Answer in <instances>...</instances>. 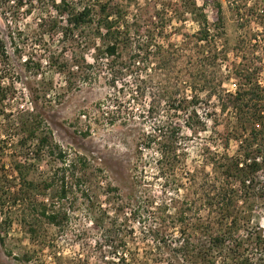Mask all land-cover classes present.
Listing matches in <instances>:
<instances>
[{
	"label": "rangeland",
	"instance_id": "1",
	"mask_svg": "<svg viewBox=\"0 0 264 264\" xmlns=\"http://www.w3.org/2000/svg\"><path fill=\"white\" fill-rule=\"evenodd\" d=\"M115 1L126 14L118 20L124 26L125 21L131 24L136 15L144 20L152 18L163 4V0ZM192 1L211 22L215 20L213 0ZM221 1L230 68L224 65L218 70L221 76L217 83L223 79L219 93L204 81L197 84L198 117L189 118L190 111L180 110L183 128L178 158L174 156L175 166L164 173L155 164V152L143 151V159L139 158L138 145L144 131L178 118L176 109L167 104L166 98L163 100L164 92L192 95L190 59L195 55L193 61L198 66L203 58L197 49L194 53L187 51L182 40L185 34L199 29L193 16L182 12L180 19L170 13L162 39L166 44L179 42L178 50L156 51L140 69L122 76L113 85L107 69L95 60L97 46L105 43L96 31L97 12L92 25L73 31L57 14L54 0H24L22 5L0 0V36L6 43L10 64L9 79L3 84L8 87L6 91L0 88L1 185L8 188L7 183L16 179L15 160L26 157L27 163L33 165L29 179L40 185L55 181L50 189L41 187L34 193L35 199L38 203L47 201L51 210L68 213L62 226L50 225L37 220L40 215L34 205L26 209L28 212L19 211L6 194L0 205V264H191L185 253L175 248L184 245L183 237L195 243L204 239L200 228L210 216L201 205L202 197L215 194L216 185L221 184L220 165L226 157L241 155L240 140L249 137L251 130L238 124L232 109L222 108V103H228V93L236 92L241 82V60L253 70L258 68L264 85V0ZM184 10L183 5L181 11ZM244 13V18H240ZM120 29L123 37L125 28ZM134 31L133 28L130 36L121 37L127 64L139 40ZM241 44L244 49L238 48ZM243 55H247V60ZM139 84L144 86L142 92L137 88ZM44 90L47 98L42 94ZM41 94L35 102L34 97ZM155 101L160 103L149 113V106ZM188 107L191 109L192 103ZM33 109L44 118L41 130L51 131L53 148L59 145L66 151L68 166L57 154L51 155L48 148L40 157L30 153L37 148L34 139L24 146L20 144L25 135L20 129L21 121ZM9 112L11 116H5ZM76 162L78 166L74 168ZM60 167L64 168L58 174ZM63 176L68 194L60 198ZM261 185V192H257L260 196L264 194V178ZM260 196L244 204L239 202L248 208L254 203L253 222L242 230L243 235L247 229L259 230L264 237V196ZM148 200L156 202L146 210ZM191 201L194 203L189 205ZM183 209L186 212L182 223L179 212ZM32 225L35 233L30 230ZM241 252L254 264H264L256 248ZM124 254L126 261H119ZM214 257L220 261L216 264H224L228 258L222 259L219 252Z\"/></svg>",
	"mask_w": 264,
	"mask_h": 264
},
{
	"label": "trees",
	"instance_id": "2",
	"mask_svg": "<svg viewBox=\"0 0 264 264\" xmlns=\"http://www.w3.org/2000/svg\"><path fill=\"white\" fill-rule=\"evenodd\" d=\"M10 1L14 3L17 2L19 5L24 4V0ZM213 2L216 10L215 20L213 22L210 21L201 7L197 6L192 0L186 2L185 0L184 2L183 0H163L162 8L156 9L151 16L152 18L144 20L141 15H136L131 24L125 21L124 26L123 24L121 25V22L118 20L123 19L126 14L123 11L122 5L115 0H54V8L57 14L60 18H65L67 25H70L73 31L85 25H92L95 21L96 12L98 13L99 19L96 31L100 33L101 37L105 38V43L103 47H100V45L97 46L99 51L96 53L95 60L96 63L101 64L107 69L113 85L116 84L122 76L128 75L130 72L134 71V69H140L141 64L145 65L144 62L146 63L150 60L149 58L154 57L158 51L160 52L163 49L167 52L178 50L176 48L180 46L178 45L179 42L166 44L162 39L166 28L165 26L170 20V13H174V17L178 16L182 19L180 13L189 12L197 21L199 29L194 33L185 34L186 37L182 40L183 46L187 47V51L191 50V52L194 53L197 49L202 55L201 58H203L198 61V66L197 62L193 61L195 55H192L190 59L192 63L191 66L198 70L193 72V68H191L192 73H188L191 79L190 88L192 89V95L188 96L185 95V93H178V91L175 93L172 91L164 92L163 100L166 98L167 104L176 109L175 111L178 118L155 125L152 131H144L138 145V151L141 155L139 158H141V160L143 159V151L148 150L155 152V155H157L155 164L159 167L160 171L164 173L170 170V167L175 166L174 156L178 158V154L176 153L180 148V134L183 128V124L179 120L181 116L180 110L190 111L191 116H189V118L193 116L198 117L197 107L200 103V97L197 91V84L199 81H204V84H207L208 88L214 90L215 93H219L220 91L218 88L220 85L222 86L223 79H219L217 83L218 78L221 76L218 70L224 65H229L223 4L221 0H213ZM183 5L185 10L181 11ZM97 7L99 9H97ZM238 12L240 14V8ZM113 16L119 19L114 21L111 19ZM244 16L245 13L242 14L240 18H244ZM140 20H142V22ZM120 27L125 28V37H127V35L130 36L129 34L134 28V33L137 34V39H139L137 45L134 46L135 51L132 56L133 58H130L128 64L123 60L121 43L124 36L122 37L123 34ZM103 29L106 30L104 33ZM142 39L144 41H141ZM125 40H127V38ZM244 47L245 45L242 44L238 46L239 49H244ZM243 56L245 60H247V55ZM102 57L105 59L101 60ZM8 60L9 53L7 46L0 36V88L3 91H6L4 89L8 87H4L3 85L5 79L8 80V76H10V64ZM241 62L240 65L242 64V68L238 70V76L241 78V82L238 83L236 92L228 93V103H225V106L222 103V108L232 109L238 124L245 128V130H249V128H251V130L249 132V137H244L245 134H243L245 139L240 140V148L243 151L241 155L226 157L224 163L220 165L221 184L216 185L215 194L202 197L201 205H203L205 211L208 210V215L210 216L206 217L207 219L205 221L203 220V226L200 228L204 233L202 236L204 239H202L201 243H195L187 239V237H183L184 245L182 244L179 249L175 248L177 251H183L191 264L219 263L220 261L216 262L217 258L214 257V254H218V252L222 259L228 257L224 259V264H254L251 258L245 256L243 252H241L249 248H256V250H259L261 253L260 258L264 262V237L261 231L256 230L253 232L247 229V234H242V230L249 228L250 222H253L251 216L254 210V203L249 205L250 208L239 205V202L244 204L260 196L257 195V192L259 193L261 190L260 188H262L261 182L264 178V85L259 80V73L257 74L258 68L253 70L248 62L245 63L242 60ZM88 67L93 68L94 66L88 65ZM147 71L148 69H146V72ZM85 79H87V77ZM11 80L13 81L14 78ZM137 88L142 92L144 86L139 84ZM202 90L205 91L206 89L203 88ZM42 94L47 98L46 96L48 93H46V90H44ZM42 94L40 97L38 95L35 96L34 101L36 102L41 99ZM212 94L213 93L209 96H213ZM5 95L6 92H4L3 96ZM176 97H179V99H174ZM220 99H223L222 96ZM189 102L193 105L191 109L188 107ZM156 103H160V101L152 102V106H149V113L155 111ZM28 112L29 113L25 114L24 119L21 121L22 126L20 129L25 135L20 139V144L24 146L28 141L34 139L37 141V148H32L30 153L40 157V153L45 148H48L51 155L57 154L59 160L63 161L66 166H68L66 163V151L62 150L59 145L53 148L50 143V139L52 138L51 131L43 132L41 130L42 125L45 124L44 118H42L41 114L35 109ZM11 114L12 113L9 112L5 116L10 117ZM49 133L50 135H48ZM27 160L28 158L23 156L15 160L13 168L16 172V176H14L16 179H12L14 181H9L7 183L8 188L1 185L2 179H0V188L3 190V193L0 194V205L4 203L3 197L10 196V198H12V205L19 211L23 210L28 212L27 210L34 208V205L36 207L34 210L38 211L40 215V218L37 220L44 221L50 225L62 226L68 219L67 211L61 212L60 210H51L50 204L47 203V201L38 203V199H35V196H33L41 187L47 190L55 186V181L40 185L39 182L29 179L31 171L33 170V165H29ZM73 165L74 168L78 166L77 162L73 163ZM63 168L64 167H60L56 170L58 174ZM65 179V176L60 178V198H65L68 194ZM5 191L8 193H5ZM6 194L9 195L6 196ZM263 196L264 194L261 193L260 197ZM26 202H28V207L24 208ZM147 202L148 204L145 209L149 210V208L154 207L156 201L148 200ZM192 203H194V201H191L189 205H192ZM185 212V209L179 212L182 223L185 221L182 216ZM34 227L35 225H32L30 230L35 233L36 229ZM157 240H159V237H157ZM118 254L119 252L114 255ZM118 260L126 261V254L122 255ZM186 264H188V262ZM255 264H258V262Z\"/></svg>",
	"mask_w": 264,
	"mask_h": 264
}]
</instances>
